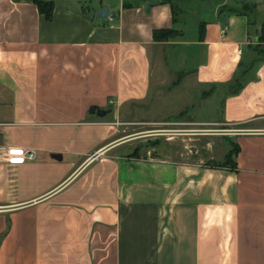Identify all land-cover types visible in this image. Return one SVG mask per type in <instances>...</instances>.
<instances>
[{
	"label": "crops",
	"instance_id": "crops-1",
	"mask_svg": "<svg viewBox=\"0 0 264 264\" xmlns=\"http://www.w3.org/2000/svg\"><path fill=\"white\" fill-rule=\"evenodd\" d=\"M52 1L47 20L30 0H0V143L36 152L0 162V264H264V62L250 69L264 0L251 24L221 10L249 0L214 3L193 39L172 0H119L99 21L104 4ZM159 29L179 34L155 41ZM177 97L214 100L217 115L127 118ZM207 125L224 131L236 169L160 153L167 133L169 148Z\"/></svg>",
	"mask_w": 264,
	"mask_h": 264
},
{
	"label": "rangeland",
	"instance_id": "rangeland-1",
	"mask_svg": "<svg viewBox=\"0 0 264 264\" xmlns=\"http://www.w3.org/2000/svg\"><path fill=\"white\" fill-rule=\"evenodd\" d=\"M73 4H78L79 6H85L92 9L97 8L98 6L104 4L105 6H108L111 10H113L119 3V0H79V2L76 3V0H69ZM129 2H132L133 0H126ZM176 6L178 7L179 17H184L185 21L187 22V38L193 39L199 29V26L201 25V21L208 20L212 17L210 11L208 8L214 4V2H209L207 0H172ZM250 3H254L255 0H249ZM237 8H242V4L234 5ZM181 9V10H180ZM181 11V12H180ZM96 15V13H95ZM95 15H93L95 17ZM264 12L259 14V17H263ZM93 17V18H94ZM253 17V16H252ZM95 21L104 20V19H97L94 18ZM194 49L193 46H190L189 48H185L186 51H190ZM200 59V58H197ZM198 61V60H197ZM173 80H176L174 77ZM172 81V80H171ZM193 98H195L193 96ZM195 101V100H194ZM192 101L191 103L185 102V100H181L177 97V99L163 101V102H156L154 104L147 103L145 105H148L145 109H136L135 107L131 108V111L129 112L127 118L134 119V118H142L148 121H155V120H164V119H173L171 120L178 122L176 117L180 113H183L182 115H187L188 118H195V119H213L216 113V106L217 103L214 100L208 101L207 103L202 104L201 108L195 107V103ZM145 107V106H143ZM138 108V107H137ZM136 112V113H135ZM166 116V117H165ZM176 117V119H174ZM134 122V121H132ZM157 122V121H155ZM160 124V123H159ZM154 125V124H153ZM140 127V125H138ZM135 124H132L129 129L127 130L129 133L132 134L136 131ZM159 127H165L168 130H174V133H195L193 131H190L193 126L188 125H181V124H171V125H165L159 126ZM204 128L208 129L206 130L207 133H209V136H190L191 140H186L183 142V136H176L177 139L173 142V145L168 146L167 138L171 136L172 132L167 133L166 135L162 136L161 138V148L160 153L165 152L169 150H173V159L174 160H180V163L183 162L190 163V164H197V165H217L222 164L226 161V156L231 148V144L223 138L222 133L224 131H221V127L217 125H207L203 126ZM185 129V131L181 130ZM177 131V132H176ZM203 133V132H202ZM202 137V138H201ZM185 138L188 139V136L185 135ZM201 138L200 140H198ZM205 138V139H203ZM190 143V144H189ZM208 147V149L206 148ZM133 147H130L128 151H133ZM146 151L144 150L143 153Z\"/></svg>",
	"mask_w": 264,
	"mask_h": 264
},
{
	"label": "trees",
	"instance_id": "trees-1",
	"mask_svg": "<svg viewBox=\"0 0 264 264\" xmlns=\"http://www.w3.org/2000/svg\"><path fill=\"white\" fill-rule=\"evenodd\" d=\"M30 1L37 6L40 14L44 15L47 20H52L54 14V6H55L52 0H30ZM163 1L166 2L167 0H163ZM256 8L257 5L244 3V2L242 3V8L240 9L229 4L221 6L222 11L236 12L248 16L250 20V24L251 22H253L251 15L253 16L256 14ZM172 11L174 13V16H178L179 14L178 10H176L175 8L173 9L172 7ZM261 27H262L261 33L258 36V41L254 47L256 57L254 61L251 63L250 69L254 67L256 68L258 64L264 62V21L262 22ZM200 31H201V35L203 36L205 31V23L201 24ZM178 34L179 33L174 29H159L153 32V38L155 41L170 40L171 38L176 37ZM246 74H247V70L238 71L234 79L228 85L230 94L235 95L241 91V89L244 86L243 81ZM232 152L235 151L234 150L230 151V153L226 156L227 162L225 161L224 163L217 164L215 166L236 169V162L231 158ZM208 166L213 167V165H209V164Z\"/></svg>",
	"mask_w": 264,
	"mask_h": 264
},
{
	"label": "built area",
	"instance_id": "built-area-1",
	"mask_svg": "<svg viewBox=\"0 0 264 264\" xmlns=\"http://www.w3.org/2000/svg\"><path fill=\"white\" fill-rule=\"evenodd\" d=\"M3 125L0 123V126ZM36 159V152L32 149L7 146L0 143V162L22 164ZM2 208L0 207V211Z\"/></svg>",
	"mask_w": 264,
	"mask_h": 264
},
{
	"label": "water",
	"instance_id": "water-1",
	"mask_svg": "<svg viewBox=\"0 0 264 264\" xmlns=\"http://www.w3.org/2000/svg\"><path fill=\"white\" fill-rule=\"evenodd\" d=\"M209 2H214V3H220V2H224L225 0H207ZM150 4L151 3H147L146 7L147 9L150 8ZM109 14H110V8L108 6H104L102 7L99 11L96 12L95 18L97 19H108L109 18ZM262 27H259V35L261 33ZM258 39V37H257Z\"/></svg>",
	"mask_w": 264,
	"mask_h": 264
}]
</instances>
